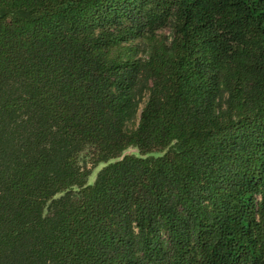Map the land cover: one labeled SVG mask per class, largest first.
<instances>
[{
    "label": "trees",
    "instance_id": "16d2710c",
    "mask_svg": "<svg viewBox=\"0 0 264 264\" xmlns=\"http://www.w3.org/2000/svg\"><path fill=\"white\" fill-rule=\"evenodd\" d=\"M0 264H264V0H0Z\"/></svg>",
    "mask_w": 264,
    "mask_h": 264
},
{
    "label": "rangeland",
    "instance_id": "374dc122",
    "mask_svg": "<svg viewBox=\"0 0 264 264\" xmlns=\"http://www.w3.org/2000/svg\"><path fill=\"white\" fill-rule=\"evenodd\" d=\"M165 32L168 33L169 30L166 28V29H165ZM139 55H140V54H139ZM129 76H130V75H128L124 70L120 71L117 75H115V76L112 78V79H113V81H112V86H110L109 91H110L113 95H116V92H115V91L117 90V88L114 87L113 85H116V84L118 83V80H122V79H124V78L129 77ZM134 79H135L136 81H138V82H141V81H143V80L145 79V70H144V67H143L142 65H141L140 69L138 70V72L134 75ZM144 97H145V95H144ZM127 152H134V153H136L137 151H136V149H134V148H130L129 150H127ZM101 166H102V165H99L98 167H96L95 169H93V173H92L91 177L89 178L90 181L94 178V176H95L97 170H98Z\"/></svg>",
    "mask_w": 264,
    "mask_h": 264
}]
</instances>
